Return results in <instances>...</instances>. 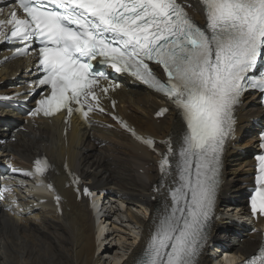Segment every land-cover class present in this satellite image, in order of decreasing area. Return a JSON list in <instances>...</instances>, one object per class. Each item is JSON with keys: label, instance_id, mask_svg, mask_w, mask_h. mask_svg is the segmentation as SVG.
I'll return each instance as SVG.
<instances>
[{"label": "snow or ice", "instance_id": "1", "mask_svg": "<svg viewBox=\"0 0 264 264\" xmlns=\"http://www.w3.org/2000/svg\"><path fill=\"white\" fill-rule=\"evenodd\" d=\"M201 2L205 25L177 0H16L23 16L13 9L10 19L0 20L11 25L0 32L5 40L25 44L23 51L33 41L40 45L38 83L49 91L30 115L78 111L87 121L99 108L96 88L107 79L94 62L131 74L166 95L182 114L186 130L178 152L169 139L159 162L163 176L175 168L178 179L168 186L170 201L138 264H197L214 215L223 145L234 132V107L245 91H264V67L258 69L264 57V0ZM151 62L162 66L166 79L155 74ZM256 160L250 204L254 215H264V154ZM35 164L40 174L50 167L46 159ZM241 264H264V247Z\"/></svg>", "mask_w": 264, "mask_h": 264}, {"label": "bare ground", "instance_id": "2", "mask_svg": "<svg viewBox=\"0 0 264 264\" xmlns=\"http://www.w3.org/2000/svg\"><path fill=\"white\" fill-rule=\"evenodd\" d=\"M31 67L27 59H19L1 67L0 93L7 92L11 86L22 85L19 90L26 88L25 83L33 80V71H29ZM116 96L119 99V112L141 134L158 139L171 137L175 148L179 147L184 119L174 108L158 120L154 114L162 102L157 95L145 89L124 88ZM254 101L252 97V107L244 105L238 114L240 121H247L243 128L250 136L229 141L223 159L213 222L217 216L226 215L231 223L221 226L223 220H217L210 235V240L217 239L231 253L244 256L253 253L260 244L259 234L251 233L250 227L233 219L235 212L246 210L243 191L252 185L250 173L253 162L250 153L256 138L251 121L263 114ZM18 118L20 116L3 117L0 113V133L5 135L3 127ZM62 130L61 117H57L52 124L41 123L38 129L28 134L17 132L18 140L15 143L9 142L3 148L0 147L1 152L16 154V162L21 166L46 153L55 169L50 176L54 181L53 190L49 192L46 186L37 189L40 195L37 197L42 196L47 202L40 203L36 197L24 202L27 207L37 203V207L32 206L30 210L36 217L43 219L44 227L21 225L17 216H11L0 208V264H135L148 241L154 222L166 206L167 189L172 185L173 177L176 178V171L173 169L167 177L159 175L156 156L119 129L84 130L75 121L67 140L62 136ZM66 163L70 170L80 174L99 194L98 200L103 205L100 213L92 211L80 191L70 185ZM161 179L159 190L154 191L153 183ZM57 194L61 196L62 215L57 213L52 202ZM136 206L145 216L134 211ZM149 209L152 214L148 217ZM125 218L129 221H125ZM116 221L125 224L118 226V230L123 227L128 233L135 234L132 230L137 229L136 234L142 236L141 240L134 239L127 250L118 240L120 244L115 248L113 238L117 231L112 233V230L109 238L106 234L112 229V224L116 225ZM119 234V237L123 235ZM122 241L124 245L127 244L123 237ZM105 259L108 261L105 262ZM211 260L207 258L205 264Z\"/></svg>", "mask_w": 264, "mask_h": 264}, {"label": "rangeland", "instance_id": "3", "mask_svg": "<svg viewBox=\"0 0 264 264\" xmlns=\"http://www.w3.org/2000/svg\"><path fill=\"white\" fill-rule=\"evenodd\" d=\"M246 127V126H245ZM18 158V157H17ZM141 173H142V171H141ZM246 201V200H245ZM245 203V202H244ZM222 207V206H221ZM139 207L138 206H136V207H134V211L135 212H137V213H139L140 215H142V216H145V214L144 213H142L143 211H141L140 209H138ZM223 208H224V206H223ZM48 209V208H47ZM139 211V212H138ZM222 211V210H221ZM50 218L52 217L51 215H48ZM56 216H58V215H56ZM218 217H220V219L221 220H224V219H228V216H226V215H224V216H217V218ZM17 218H19V216H17L16 217V219ZM26 218L28 219V220H26ZM41 217H36V215L35 216H32V215H30V217L29 216H26L25 217V219L23 220V219H19L20 220V223H22L21 225H29V224H33V225H37V226H42V227H44V225H43V219L41 218ZM38 219V220H37ZM38 221V222H37ZM106 222V221H105ZM104 222V223H105ZM222 222V221H221ZM229 220H226V222H222V224L223 223H225L224 225H228L229 224ZM231 223V222H230ZM104 225V224H103ZM125 227H127V226H125ZM110 228H112L111 226H110ZM112 231V229L106 234V236L109 238L110 237V235L112 234V233H114V232H112V233H110ZM120 233L122 234L123 233V235H122V237L124 238V240L125 241H127V244H125L124 245V242L122 241V237H119V236H117V235H119V233H117V232H115L114 234H115V237L113 238V243H114V246H115V248L120 244L119 242H122V245H123V247L125 248V250H127L126 248L128 247V246H131L132 245V243H134V239H135V236L137 235L136 234V232H137V229H135V230H132V231H134L135 232V234H133V233H128V231L125 229V228H123L122 227V229H120ZM125 235V236H124ZM117 237V238H116ZM119 237V238H118ZM118 240H119V242H118ZM108 244V243H107ZM107 244H105V245H107ZM104 245V246H105ZM115 253V252H114ZM114 253H112L111 254V256H113V254ZM118 253L119 254H121V250H119L118 251ZM108 260L107 259H105V262H107Z\"/></svg>", "mask_w": 264, "mask_h": 264}]
</instances>
